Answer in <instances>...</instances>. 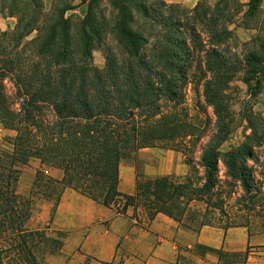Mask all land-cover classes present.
<instances>
[{"label":"trees","instance_id":"trees-1","mask_svg":"<svg viewBox=\"0 0 264 264\" xmlns=\"http://www.w3.org/2000/svg\"><path fill=\"white\" fill-rule=\"evenodd\" d=\"M261 1L248 0L247 12L257 10ZM109 3L107 13L101 0H52L49 10L42 0H0V11L16 18L13 27L0 29V123L13 132L0 146V264H45L40 254L59 252L63 232L50 230L49 224H27L37 195L52 200V217L65 187L114 206L117 213L131 207L151 220L160 212L194 231L203 225L249 229L252 217L264 212V188L249 163L258 160L255 147L264 141V120L248 114L250 133L220 151L232 131L223 105L229 82L242 68L247 83L264 74V43L262 54L250 51L244 58L220 48L228 24L241 11L239 0L212 5L200 0L192 8L166 0ZM80 4H86L83 17L66 15ZM203 33L208 48L202 57L210 72L203 96L215 121L201 143L202 124L187 120L181 107ZM94 47L103 49L101 68L93 63ZM198 145L202 181L192 175ZM158 146L180 151L189 175H145L139 151ZM31 161L61 170L62 177L37 169L29 193L21 195L20 174ZM219 161L228 185L238 182L247 197L240 204L242 222L227 218L221 223L226 211L216 179ZM121 162L135 166L132 194L118 190ZM247 255L229 254L244 260Z\"/></svg>","mask_w":264,"mask_h":264},{"label":"crops","instance_id":"crops-1","mask_svg":"<svg viewBox=\"0 0 264 264\" xmlns=\"http://www.w3.org/2000/svg\"><path fill=\"white\" fill-rule=\"evenodd\" d=\"M139 155L147 176L187 174L176 151L149 147ZM53 176L60 179L62 171L54 169ZM135 182V166L121 162L118 190L132 194ZM41 209L36 225L64 233L59 252L46 255L45 264H264V231L245 226L203 225L194 231L160 212L151 220L131 207L117 213L70 187L63 189L52 217L50 203ZM244 252L246 260L229 256Z\"/></svg>","mask_w":264,"mask_h":264},{"label":"rangeland","instance_id":"rangeland-1","mask_svg":"<svg viewBox=\"0 0 264 264\" xmlns=\"http://www.w3.org/2000/svg\"><path fill=\"white\" fill-rule=\"evenodd\" d=\"M172 3H179L180 5L192 8L200 0H166ZM209 4H213L214 0H204ZM43 7L45 10H49L52 4V0H42ZM73 2L78 3L79 0H73ZM241 3V11L234 17L233 22L228 24L229 34L224 39L223 45H220V48L223 47V52L225 54H230L233 57H243L246 53L250 51H256L258 54H262L260 44L264 43V0L261 1L260 6L253 13L247 12L248 0H239ZM6 5V4H5ZM101 6L105 9V12H110L111 7L109 0H101ZM86 12V4H80L73 10H68L66 15H73L76 17H83ZM16 18L14 16H9L7 11H0V29L5 30L14 26ZM35 33L30 34L26 39H30L34 36ZM108 42L114 44L112 36H109L107 39ZM200 45L198 47L199 52V61L194 63L193 69L189 72L188 80L184 88V102L181 107V113L187 116V120L194 123H201L205 135L200 139V142L203 143L207 140L208 136L214 130V121L215 115L213 113V107L208 104L203 96V84L204 81L210 78V72L204 67L202 54L206 48H208L207 36L206 34H201V39L199 40ZM93 63L97 67H103L105 63L104 52L100 47H94L92 50ZM245 68L240 69L232 77L231 81L228 84V87L225 90V98H223V105L225 106L224 110L227 112V118L232 120L231 128L232 131L228 136L227 141L221 146L220 151L223 153L228 150L230 146L237 145L241 143L246 134L250 133V129L247 126V121L245 117L248 114H253L254 116L264 120V74H260L254 79H251L249 83L245 82L244 77ZM257 78V83H255ZM7 82V81H6ZM8 88L11 89V83H7ZM48 112V111H47ZM13 132L6 130L0 123V146L4 143L5 136L12 135ZM200 144V143H199ZM160 152H166L167 150H173L181 154L182 162L187 168V174L178 176L181 179L189 175V167L184 161V156L180 151L174 150L167 147H151ZM195 152L193 153V160L195 161L196 171L192 173L195 180L202 181L201 177L203 175V169L198 165V159L200 154L199 145L196 146ZM255 153L258 157L256 162L249 161L252 165L255 178L260 185L264 188V141L263 143L255 147ZM153 156V153H147L146 155ZM138 158L143 165V159ZM124 161V160H123ZM125 161H129L126 160ZM37 169H47V176H53L54 168L40 166L38 161H31L29 165L24 166L20 174V179L18 183L17 190L21 195H27L33 185L34 174ZM143 170V167L141 168ZM45 174V173H44ZM174 175V174H172ZM177 176V175H175ZM55 178V177H54ZM217 186L221 190V197L223 198V208L226 213H221V223L227 218H232L236 222H242V217H244L245 212L239 211L242 208L240 204L247 202V197L243 196L242 190L239 186V183L233 181L234 184L228 185V182L231 183L230 179L225 175V167L221 161H219V171L217 174ZM264 190V189H263ZM45 203H50V213L52 210V200L49 202L43 198L40 194L37 195L35 199V206L31 219L29 220L27 226L28 228H35L36 221L41 212V205ZM261 211V210H260ZM251 223H249V229L252 232L255 231H264V212L260 214V217H252ZM55 254V253H54ZM45 255L40 254V259L45 260Z\"/></svg>","mask_w":264,"mask_h":264},{"label":"built area","instance_id":"built-area-1","mask_svg":"<svg viewBox=\"0 0 264 264\" xmlns=\"http://www.w3.org/2000/svg\"><path fill=\"white\" fill-rule=\"evenodd\" d=\"M47 172V171H46Z\"/></svg>","mask_w":264,"mask_h":264}]
</instances>
